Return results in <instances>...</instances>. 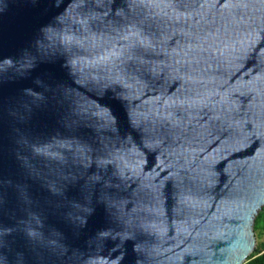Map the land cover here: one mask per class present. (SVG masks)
Masks as SVG:
<instances>
[{
    "label": "water",
    "instance_id": "water-1",
    "mask_svg": "<svg viewBox=\"0 0 264 264\" xmlns=\"http://www.w3.org/2000/svg\"><path fill=\"white\" fill-rule=\"evenodd\" d=\"M264 207V0H0V264H244Z\"/></svg>",
    "mask_w": 264,
    "mask_h": 264
},
{
    "label": "trees",
    "instance_id": "trees-1",
    "mask_svg": "<svg viewBox=\"0 0 264 264\" xmlns=\"http://www.w3.org/2000/svg\"><path fill=\"white\" fill-rule=\"evenodd\" d=\"M253 232L257 241L255 250L244 264H264V207L255 218Z\"/></svg>",
    "mask_w": 264,
    "mask_h": 264
},
{
    "label": "rangeland",
    "instance_id": "rangeland-1",
    "mask_svg": "<svg viewBox=\"0 0 264 264\" xmlns=\"http://www.w3.org/2000/svg\"><path fill=\"white\" fill-rule=\"evenodd\" d=\"M254 237H255V235H254ZM263 240H264V239H263ZM256 242H257V241H256V238H255V244H256ZM255 246H256V245H255Z\"/></svg>",
    "mask_w": 264,
    "mask_h": 264
}]
</instances>
